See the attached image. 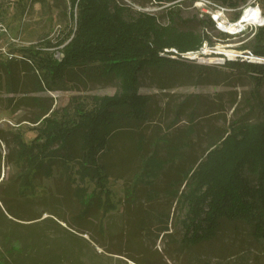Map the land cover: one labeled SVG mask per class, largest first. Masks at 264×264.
Segmentation results:
<instances>
[{
	"label": "trees",
	"instance_id": "obj_1",
	"mask_svg": "<svg viewBox=\"0 0 264 264\" xmlns=\"http://www.w3.org/2000/svg\"><path fill=\"white\" fill-rule=\"evenodd\" d=\"M169 1L172 0H154L158 5ZM215 1L233 8L247 2ZM71 2L72 8L77 5L76 28H71L60 41L62 44L65 42L61 48L62 58L55 57L53 51L41 48L44 45L19 49L21 57L14 52H11L12 56L8 53L0 55V89L8 93H24L17 98L15 109L24 104L39 110L34 116L21 118L18 122L41 121L37 127L38 134L30 141L25 139L19 127H0V178L4 161L17 170L14 177L0 181V216L12 225L19 224L18 221H34L31 224L41 227L23 235L15 234L3 228L0 218V264H65L64 251L55 260L46 255L42 260L38 258V249L42 244L51 246L60 237L61 228H65L60 220L70 223V227L78 226L97 211L96 219L100 221L95 222V228L101 233L104 231L101 218L112 203L106 199L104 201L102 197L104 190H107L110 174L101 157L112 148L118 131L133 128L132 124L123 123L127 117L138 122L137 127H141L138 120L148 121L151 117L152 95L140 92V72L148 66L164 67L172 62L159 55L164 46H196L195 43L189 45L191 40L198 38L191 34L195 27L182 29L174 22L165 34L156 17L140 15L133 22L128 17V9L118 5L115 0ZM175 11L170 12L173 19L177 16ZM240 15L241 11L237 16ZM72 18H75L74 12ZM207 21L214 24L209 17L197 19V24L205 26ZM48 43L51 44V41L45 42ZM247 45L256 54L264 56V26L259 28ZM225 65L250 74L255 84L252 96L258 102L261 118L254 122L234 119L221 135L214 136L205 153L190 159V165L184 169L186 158L182 151L190 146V142L185 140L186 137L191 138L188 132L186 135H176L175 144L170 143L169 139V143L165 141L170 151L177 149L176 153L169 151L168 157L162 159L158 151H154L144 159L143 164L145 176L154 178L165 171L167 164H174L175 158L180 157V162L172 166L174 169L169 166L167 172L172 171L169 174L178 176L175 178L178 188L177 184H171L173 197L178 195L179 186L186 183L187 187V182L191 184L186 188L188 191L181 194L184 202L190 205L184 222L186 231L183 239L192 245L211 240L217 234L222 218L249 220L254 225L255 237H264V99L260 93L264 82V63L228 59ZM202 67L208 68L207 65ZM89 75L118 77L122 91L114 96L94 97L96 105L91 109L78 102L72 118L56 115L55 109L52 110L51 96L47 97L50 102L46 103L45 97L27 94L43 89H62L68 78L83 80ZM180 115L178 108L170 126L178 123ZM190 119L194 122L195 117L192 115ZM99 134L100 138L97 139ZM2 143L8 147L5 154ZM140 143L138 141V150L144 148L142 139ZM74 172L79 173L82 182L87 179L95 181L100 193L87 195L88 187L80 184ZM251 175L256 176V185H251ZM45 177L54 178L61 190L60 195L52 194L49 189H45L47 192L44 190L42 196L37 195L38 188L44 187L42 179ZM194 181L196 185L192 186ZM63 199L69 207L67 215L64 209L58 207ZM45 212L49 215L43 217ZM170 213H166L168 219ZM144 218L141 224H145ZM166 222L162 230L164 234L170 233L169 223ZM52 228H57L56 234L50 230ZM71 259L72 264H83L81 257L75 253L71 254Z\"/></svg>",
	"mask_w": 264,
	"mask_h": 264
},
{
	"label": "rangeland",
	"instance_id": "obj_2",
	"mask_svg": "<svg viewBox=\"0 0 264 264\" xmlns=\"http://www.w3.org/2000/svg\"><path fill=\"white\" fill-rule=\"evenodd\" d=\"M115 1L128 9L130 16L127 15L133 22L140 15L156 17L164 33L174 22L182 29L195 27L191 34L198 38L191 40L189 45L195 43L196 46H164L159 55L172 62L164 67L148 66L140 72V92L152 95L151 117L148 121L138 120L141 127H137L138 122L134 119L127 117L123 123L132 124L133 128H124L113 136L114 139L111 137L112 148L106 150L101 157L110 174L107 190H104L102 197L113 206L110 208V205L101 218L104 235L95 228V222L100 221L96 219L97 211L88 217V221L78 226L75 224L70 227V223L60 220L65 228H61L60 237L51 246L45 247L42 244L39 247V260L45 255L55 260L64 251L65 264H72L73 253L81 257L83 264H264V237L257 239L253 223L246 219L222 218L218 232L211 240L193 245L184 242V222L190 205L186 200L187 203L184 202L181 192L188 191L186 188L191 184L187 182V187L186 183L179 186L178 195L173 197L174 193L170 192L173 190L171 184H177L175 178L178 176L169 174L172 171L167 172L170 167L174 169L175 164L180 162V157L175 158L174 164H167L165 171L157 177L148 178L143 171L144 159L154 151H158L157 154L162 159L168 157V139L175 144L176 135L182 136L188 132L191 137L185 138L190 146L181 150L186 158L183 162L186 164L184 169L190 165V159L202 156L214 136L221 135L234 119L254 122L261 118L258 102L252 96L254 80L247 71L229 67L225 62L230 59L264 63V60L257 62L248 60L247 57H264L253 52L252 47L247 45L259 28L264 26V0H247L240 7L230 9L227 16L232 21H238L245 8L250 6L258 7L263 17L261 21L245 23L243 30L235 32L219 29L210 14L202 16L196 0H172L163 5L156 4L154 0ZM172 10H177L174 19L170 14ZM239 11L241 15L238 17ZM72 12L75 13L74 19ZM207 17L214 24L210 21L205 26L197 24V19ZM76 18L77 5L72 8L71 0H0V23L5 27L0 28V55L10 51L21 57L19 49L44 45L41 48L53 51L55 57L62 58L61 48L65 42L62 44L60 41L71 28H76ZM46 41H51V44H45ZM191 51L198 54V57L193 58L195 54ZM206 65L208 68L202 67ZM89 76L83 80L70 77L62 89H43L27 94L45 97L46 103L50 102L47 97L51 96L52 110L55 109L56 115L72 118L78 102L91 109L96 105L94 97L114 96L122 91L121 79L118 77ZM260 93L264 99V82ZM22 95V92L14 94L0 89V127H19L25 139L30 141L38 134L37 127L41 121L18 122L39 111L37 107L31 108L24 104L15 109L14 104ZM178 108L181 113L179 121L170 126ZM192 115L195 117L194 122L190 119ZM190 128L192 131H189ZM141 139L144 148L138 150V141L141 145ZM2 150L4 154L8 151L4 143ZM170 152L176 153L177 149L172 148ZM16 172L11 163L8 165L4 161L0 181L14 177ZM73 174H77L81 185L88 187L87 195L100 193L95 181L87 179L82 182L79 173ZM250 177L251 185H256V176ZM42 180L44 187L38 188V196H42L45 189L52 190V194H61L53 177ZM194 185L195 181L192 186ZM65 193L69 196L68 191ZM64 201L63 199L58 207L64 209L67 215L69 207ZM167 212H171L169 219ZM48 215L45 212L43 217ZM143 217L145 224L140 223ZM0 218L3 228L15 234L18 232L23 235L41 228L38 224H31L34 221H18L19 224L12 225L1 216ZM166 221L169 223L170 233L164 234L162 230ZM50 230L55 232L53 234L57 233V228ZM37 239L41 241L38 236ZM78 251L84 253L80 254Z\"/></svg>",
	"mask_w": 264,
	"mask_h": 264
},
{
	"label": "built area",
	"instance_id": "obj_3",
	"mask_svg": "<svg viewBox=\"0 0 264 264\" xmlns=\"http://www.w3.org/2000/svg\"><path fill=\"white\" fill-rule=\"evenodd\" d=\"M195 3L199 8H201L200 10H201L202 16H206L208 14H210V16L212 15V19L215 21V23L219 29H222L225 31L235 32L238 30H243L246 27L245 24L243 26L237 28V29H234V30H230L227 27L230 24L237 23V21H232L227 16L228 15L227 13L230 11V9H233V7L228 8L227 5H223L221 3H218L215 0H196ZM245 9H247V8H245ZM244 12H245V10H244ZM252 22H248V23L246 22V23L249 24ZM0 28L5 29V27L1 23H0ZM191 52L194 53V51H191ZM7 53L10 54V56L13 55V53H11V52H7ZM194 54H195V57H193V58L198 57V54H196V53H194ZM194 54H192V56ZM252 56H254V57H252ZM252 56L248 55L247 56V57H249L248 60L253 59L254 61H257V62L264 60V57L255 56V55H252Z\"/></svg>",
	"mask_w": 264,
	"mask_h": 264
},
{
	"label": "bare ground",
	"instance_id": "obj_4",
	"mask_svg": "<svg viewBox=\"0 0 264 264\" xmlns=\"http://www.w3.org/2000/svg\"><path fill=\"white\" fill-rule=\"evenodd\" d=\"M262 14L260 12V9L258 7L250 6L248 7L245 12L242 14L240 19L237 21V23L230 24L227 27L230 30L237 29L241 26H243L246 22H252V21H261L262 20ZM245 22V23H244Z\"/></svg>",
	"mask_w": 264,
	"mask_h": 264
}]
</instances>
